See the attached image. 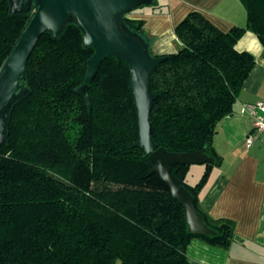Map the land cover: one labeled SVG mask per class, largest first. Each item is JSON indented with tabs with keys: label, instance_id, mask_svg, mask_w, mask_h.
Instances as JSON below:
<instances>
[{
	"label": "trees",
	"instance_id": "1",
	"mask_svg": "<svg viewBox=\"0 0 264 264\" xmlns=\"http://www.w3.org/2000/svg\"><path fill=\"white\" fill-rule=\"evenodd\" d=\"M240 1L246 24L227 32L189 12L174 28L178 50L158 55L164 60L149 81L153 141L169 152L202 150L213 159L192 185L185 180L189 165L170 171L214 234L189 231L184 206L133 145L138 125L128 65L106 57L86 94L79 91L94 49L83 45L77 25L67 24L56 38L39 37L20 79L27 93L6 122L0 264H189L193 237L227 247L233 222L210 218L199 193L221 163L213 147L217 125L231 114L254 65L235 43L249 30L264 44V0ZM32 15L11 14L8 0H0V67ZM124 22L144 35L141 19L126 14Z\"/></svg>",
	"mask_w": 264,
	"mask_h": 264
},
{
	"label": "crops",
	"instance_id": "2",
	"mask_svg": "<svg viewBox=\"0 0 264 264\" xmlns=\"http://www.w3.org/2000/svg\"><path fill=\"white\" fill-rule=\"evenodd\" d=\"M153 2L152 6H141L127 14L143 21V36L153 56L178 50L174 28L189 12L201 13L222 32L246 24V12L240 0ZM235 48L252 54L254 65L231 114L217 125L213 147L221 163L211 167L199 193V206L210 218L233 222V237L227 247L191 238L186 247L189 264H264V140L255 136L247 145L251 120L239 113L241 103L264 102V44L246 30ZM204 168V164L189 165L186 182L196 183Z\"/></svg>",
	"mask_w": 264,
	"mask_h": 264
},
{
	"label": "water",
	"instance_id": "3",
	"mask_svg": "<svg viewBox=\"0 0 264 264\" xmlns=\"http://www.w3.org/2000/svg\"><path fill=\"white\" fill-rule=\"evenodd\" d=\"M8 3L11 14L33 11V15L0 67V144L6 140V122L12 106L27 93L20 79L25 76L27 59L39 37L49 33L56 38L67 24H75L81 30L83 45L94 49L87 60L84 82L79 91L86 94L88 84L106 57L113 56L118 62L128 65L129 89L138 125V139L133 145L148 155L151 163L149 173L163 179L173 198L184 206L189 231L214 234L196 210L190 192L170 171L173 164H204L213 159L202 150L169 152L150 136L149 114L155 95L149 91V81L156 65L164 57L150 54L148 42L125 24L124 16L141 6L151 5L153 0H8Z\"/></svg>",
	"mask_w": 264,
	"mask_h": 264
},
{
	"label": "built area",
	"instance_id": "4",
	"mask_svg": "<svg viewBox=\"0 0 264 264\" xmlns=\"http://www.w3.org/2000/svg\"><path fill=\"white\" fill-rule=\"evenodd\" d=\"M239 113L251 120V132L246 137L247 145H250L254 137L264 140V102L241 103Z\"/></svg>",
	"mask_w": 264,
	"mask_h": 264
},
{
	"label": "rangeland",
	"instance_id": "5",
	"mask_svg": "<svg viewBox=\"0 0 264 264\" xmlns=\"http://www.w3.org/2000/svg\"><path fill=\"white\" fill-rule=\"evenodd\" d=\"M117 264V263H116Z\"/></svg>",
	"mask_w": 264,
	"mask_h": 264
}]
</instances>
